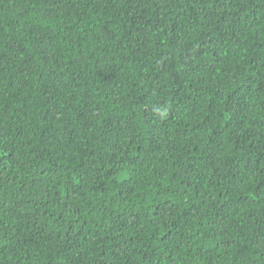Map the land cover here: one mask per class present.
Segmentation results:
<instances>
[{"label":"trees","instance_id":"16d2710c","mask_svg":"<svg viewBox=\"0 0 264 264\" xmlns=\"http://www.w3.org/2000/svg\"><path fill=\"white\" fill-rule=\"evenodd\" d=\"M0 264H264V0H0Z\"/></svg>","mask_w":264,"mask_h":264}]
</instances>
